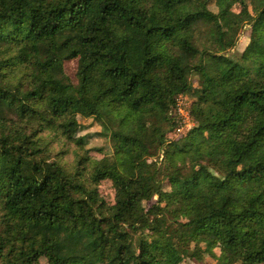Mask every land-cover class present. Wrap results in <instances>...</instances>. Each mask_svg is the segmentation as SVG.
Returning <instances> with one entry per match:
<instances>
[{"label": "trees", "instance_id": "1", "mask_svg": "<svg viewBox=\"0 0 264 264\" xmlns=\"http://www.w3.org/2000/svg\"><path fill=\"white\" fill-rule=\"evenodd\" d=\"M179 94L195 124L170 139ZM79 118L111 156L92 159ZM217 247V264L264 263V0H0V264H206Z\"/></svg>", "mask_w": 264, "mask_h": 264}, {"label": "rangeland", "instance_id": "2", "mask_svg": "<svg viewBox=\"0 0 264 264\" xmlns=\"http://www.w3.org/2000/svg\"><path fill=\"white\" fill-rule=\"evenodd\" d=\"M211 8L214 9L213 6H211ZM235 9L237 11L238 7H236ZM248 35H249V27L246 26L241 31V33L239 35V39H238L236 49H235V52L237 54H240L243 51V49L245 48V46L247 45V43L249 41ZM63 66H64V70H65L66 74L69 76L71 82L74 84L77 83V76H76L77 59L66 60V61H64ZM192 82L195 85L197 84V81L195 79L192 80ZM179 96H181V98L179 100L180 103L182 104V106L186 110H188V117L190 120L189 125H191V127L187 126L186 123H184L182 121V118H181L180 114L178 113L177 108H175V115H176L177 120H178V122H177L178 128L176 131H172V132L167 134V137L170 139L180 136L184 131L189 130L195 124L194 120L192 119V117L190 115V111H189V105L191 102L190 98L184 94H179L176 97H179ZM79 120L81 123L85 124V126H86L85 129L80 132V134H86V133L92 134L89 138V143H88L87 147H93L94 149H101L102 150L101 153L95 152L96 154L94 153L95 155L94 154L92 155L93 156L92 159L98 160V159L104 158L106 156H111L112 155L111 143L106 138L101 137L99 135H96V133H95V132H98L100 130V126L98 124H96L92 118H79ZM153 160H154V158H150L148 161L151 162ZM158 160H161V156L158 158ZM99 187H100L99 190H100L101 196L107 202L112 203L114 201V190L111 186L110 181L105 180V181L101 182ZM164 187L168 188L166 183H164ZM156 198L157 197L155 196L154 200H153L154 202L156 201ZM248 245L249 244H247V246H245L244 248L239 249L238 253L243 254L245 249L248 247ZM217 252H218V247L215 248L212 253L205 254L203 257L204 262L206 264H217L216 263V254H218ZM41 263L46 264L45 259H41ZM260 264H264V263H260Z\"/></svg>", "mask_w": 264, "mask_h": 264}, {"label": "built area", "instance_id": "3", "mask_svg": "<svg viewBox=\"0 0 264 264\" xmlns=\"http://www.w3.org/2000/svg\"><path fill=\"white\" fill-rule=\"evenodd\" d=\"M180 98H181V96L175 98V108H177V111L180 114V116L182 118V121L184 123H186L187 126L191 127V125H189L190 120H189V117H188V110H186L182 106V104L179 101Z\"/></svg>", "mask_w": 264, "mask_h": 264}]
</instances>
